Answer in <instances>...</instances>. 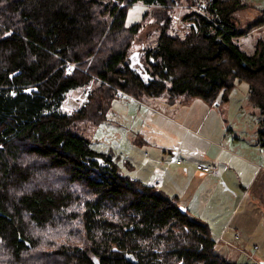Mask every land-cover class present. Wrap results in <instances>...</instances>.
Returning a JSON list of instances; mask_svg holds the SVG:
<instances>
[{
    "label": "trees",
    "instance_id": "obj_1",
    "mask_svg": "<svg viewBox=\"0 0 264 264\" xmlns=\"http://www.w3.org/2000/svg\"><path fill=\"white\" fill-rule=\"evenodd\" d=\"M175 1L188 7L180 13L184 31L173 22ZM137 3L158 36L133 62L143 22L126 19ZM244 7L242 0H0V90L13 93L0 99V264H237L216 251L209 225L178 196L126 176L73 129L102 124L117 91L220 106L244 81L261 115L264 152V38L252 54L238 43L264 17L238 31L233 17ZM66 61L78 63L71 74ZM89 86L82 107L61 110L70 91Z\"/></svg>",
    "mask_w": 264,
    "mask_h": 264
},
{
    "label": "crops",
    "instance_id": "obj_2",
    "mask_svg": "<svg viewBox=\"0 0 264 264\" xmlns=\"http://www.w3.org/2000/svg\"><path fill=\"white\" fill-rule=\"evenodd\" d=\"M243 2L246 5L243 9H256L264 17V0ZM258 30H264V26ZM240 39L243 40V37ZM135 52L132 60L137 62L141 57L137 49ZM115 100L125 107L126 122L132 121L133 127L136 122V128L132 127L130 131L137 130V133L131 139L141 138L150 146L151 157L155 160L153 164L158 165L152 172H143L141 167L135 171V165L130 164L129 177L152 186L160 177L158 188L169 195L178 196L181 206L209 225L220 254H226L228 250L235 251L228 242L236 244L235 234L240 236L244 227L233 224V213L242 201L244 192L250 186L252 188L258 177L264 174V166L253 156L252 147L239 144V138L232 137L233 133L219 134L214 128L208 127L209 120H219L222 116L213 112V105L199 99L180 98L170 103L167 95H162L147 98L142 103L122 93L121 96L117 94ZM215 107L219 111L221 106L215 104ZM176 157H181L183 162L178 164ZM197 163L214 164L215 174L197 170ZM161 165L165 168L162 173ZM252 200L256 202L257 198L253 197Z\"/></svg>",
    "mask_w": 264,
    "mask_h": 264
},
{
    "label": "rangeland",
    "instance_id": "obj_3",
    "mask_svg": "<svg viewBox=\"0 0 264 264\" xmlns=\"http://www.w3.org/2000/svg\"><path fill=\"white\" fill-rule=\"evenodd\" d=\"M174 4L186 5L176 1ZM146 10L147 7L141 3L132 5L128 10L126 19L127 26L137 22H143L138 40L133 46V54L136 53V49L140 52L145 47H149V44L153 43L158 36L156 25L149 18L142 21L143 14ZM182 11H185V8L178 9L173 16L179 15L180 17ZM262 16L261 12L256 9H242L234 14L233 23L238 31H243L248 25L263 18ZM174 24L178 28L176 29L177 32L179 30H185L183 26L179 27V23L174 22ZM261 38H264V30H254L251 34L243 37V40L238 41L240 49L247 54H252L255 50L257 40ZM142 55L140 52L139 56L141 57ZM90 89L91 87L89 86L70 91L66 95L61 110L69 114L82 107L87 100ZM117 94L122 95L120 91H117ZM12 95V92L0 90V99L2 101H10ZM152 100L149 99V101ZM137 101L145 102V100ZM153 103L157 104L156 101H153ZM109 105L106 119L102 124L93 125L90 122H80L75 126L73 131L86 138L90 142V147L93 150L114 157V161L117 158L118 160L116 161L126 176L131 174L128 169V165L130 164L135 165V171H138L140 167L143 172L146 170L148 172L155 170L158 165L153 164L155 160L151 157L152 152L150 146L145 144L141 138L138 140L131 139L133 137L132 135H136L137 130L135 132L130 131L133 125L132 121L126 122L127 115L124 111L125 107H122V104L115 100V98L111 100ZM213 106V112L217 113L219 117L222 116V119L218 120L213 118V120H209L208 127L214 128L219 134L233 133L234 135L232 137L236 136L239 138L237 140L239 144L244 143L252 147L253 156L264 166V152L258 146V130L261 115L259 109L249 101V87L247 82L242 81L236 84L229 100L220 105L219 111L215 107V104ZM220 111L221 114H219ZM133 124L135 125L133 128H136L135 121ZM244 154L247 155V153ZM146 162L147 164L143 165ZM160 169L162 173V170L165 168L161 165ZM262 180L264 181L263 173L255 181L254 186L252 188L250 186L244 192L243 199L236 207L232 216L234 225L238 223L244 227L242 228V234L240 236L239 234L238 236L235 235L234 237L235 245L242 251L240 252L235 249V251L228 250L226 254L223 252L220 254L216 249L221 256L227 257L226 259L230 262L237 264H264V184L262 185ZM253 197L257 198L256 202L252 200Z\"/></svg>",
    "mask_w": 264,
    "mask_h": 264
},
{
    "label": "built area",
    "instance_id": "obj_4",
    "mask_svg": "<svg viewBox=\"0 0 264 264\" xmlns=\"http://www.w3.org/2000/svg\"><path fill=\"white\" fill-rule=\"evenodd\" d=\"M172 8H173V9H183V8L187 9L188 7H187V5L173 4V5H172ZM202 8H204V5H203V6L201 5L200 8L192 7V8H190V9H194V10L200 11V10H202ZM173 22H175V23H179L180 25H183V23H182L181 20H180L179 15H178V16H176V15L173 16ZM76 68H78V63H76V62L66 61L65 64H64V70L66 71L67 74H71V73L74 71V69H76ZM122 93H123V92L120 91V94H122ZM214 104H216V105L218 106V103H217V102H215ZM176 162H177L178 164H181V163L183 162V159H182L181 157H178V158L176 157ZM196 169H197V170H200V171H202V172H205V173H213V174H215L216 166H215L214 164L197 163V164H196ZM160 183H161V178L158 177V178L154 181L153 185H154L155 187H159ZM235 235L238 236V233L235 234ZM228 244H229L232 248H234V249H236V250H238V251H240V252L242 251V250H241L239 247H237L235 244H233V243H231V242H230V243L228 242ZM250 257H251V256H250Z\"/></svg>",
    "mask_w": 264,
    "mask_h": 264
},
{
    "label": "water",
    "instance_id": "obj_5",
    "mask_svg": "<svg viewBox=\"0 0 264 264\" xmlns=\"http://www.w3.org/2000/svg\"><path fill=\"white\" fill-rule=\"evenodd\" d=\"M130 58L132 59V55L130 56ZM95 160L101 162V159L100 158H96ZM0 215H1V213H0Z\"/></svg>",
    "mask_w": 264,
    "mask_h": 264
}]
</instances>
